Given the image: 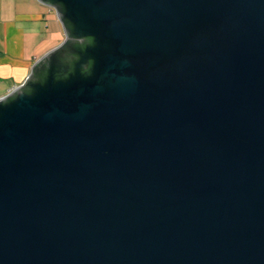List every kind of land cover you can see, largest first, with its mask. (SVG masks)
Masks as SVG:
<instances>
[{"label": "water", "instance_id": "95a60500", "mask_svg": "<svg viewBox=\"0 0 264 264\" xmlns=\"http://www.w3.org/2000/svg\"><path fill=\"white\" fill-rule=\"evenodd\" d=\"M65 40L0 99V264H264V0H38Z\"/></svg>", "mask_w": 264, "mask_h": 264}, {"label": "crops", "instance_id": "0c3cea01", "mask_svg": "<svg viewBox=\"0 0 264 264\" xmlns=\"http://www.w3.org/2000/svg\"><path fill=\"white\" fill-rule=\"evenodd\" d=\"M65 40L54 9L38 0H0V99Z\"/></svg>", "mask_w": 264, "mask_h": 264}, {"label": "built area", "instance_id": "2783aa9c", "mask_svg": "<svg viewBox=\"0 0 264 264\" xmlns=\"http://www.w3.org/2000/svg\"><path fill=\"white\" fill-rule=\"evenodd\" d=\"M13 90H14V89H13ZM13 90H12V91H13ZM12 91H11V92H12Z\"/></svg>", "mask_w": 264, "mask_h": 264}]
</instances>
